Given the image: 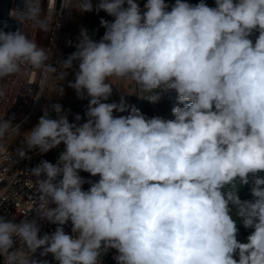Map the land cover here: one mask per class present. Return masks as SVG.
Segmentation results:
<instances>
[{"label": "clouds", "instance_id": "obj_1", "mask_svg": "<svg viewBox=\"0 0 264 264\" xmlns=\"http://www.w3.org/2000/svg\"><path fill=\"white\" fill-rule=\"evenodd\" d=\"M73 8L91 12L93 3L64 0L63 9ZM144 9L135 0H99L95 11L114 20L101 18L99 41L82 28L59 70L49 63L51 50L24 31L28 24L52 30L53 11L41 0L10 12L22 29H0V79L25 67L64 79L76 61L68 86L89 98L87 122L70 123L54 103L56 118L45 110L24 137L29 151L65 145L55 164L30 169L28 181L38 219L59 226L40 236L36 219L0 217L3 264H39L32 258L38 249L58 264H101L109 249L117 264H264V0H216L215 7L175 0L170 10L165 0H147ZM113 79L153 103L156 90H174V119L146 118L123 97L105 102ZM14 132L19 126L0 117V140ZM16 156L30 159L24 147ZM81 171L99 176L87 191ZM250 175L253 199L241 200L236 181L247 184ZM233 207L253 229L246 243L237 239ZM69 221L72 235L62 227Z\"/></svg>", "mask_w": 264, "mask_h": 264}, {"label": "built area", "instance_id": "obj_2", "mask_svg": "<svg viewBox=\"0 0 264 264\" xmlns=\"http://www.w3.org/2000/svg\"><path fill=\"white\" fill-rule=\"evenodd\" d=\"M99 0H92L93 11L80 12L69 9H63L64 0H41V6L46 11L51 9L53 11V24L52 30L44 33L40 29H34L30 24L26 25L24 31L33 39L38 46L50 49L52 58L49 63L54 67H59V61L67 59V57L76 51L75 45L78 40L75 39L73 31L70 30L69 24L72 19L90 28L91 34L89 35L94 40L99 41L105 33V28L101 26V18L113 21L114 17L109 16L103 10L98 13L95 11V6ZM136 3L144 11V5L147 0H135ZM191 5H197L201 2L207 4L209 7L216 6V0H184ZM165 3L171 6L175 0H165ZM23 7V0H13L10 12L13 9ZM11 19H14L10 16ZM15 20V19H14ZM17 21V20H16ZM21 25V24H20ZM58 25V26H57ZM22 29V25H21ZM74 61L73 63H75ZM53 73L44 74L42 71L34 70L28 67L22 69L19 74L0 79V91L4 95L0 96V117L4 116L5 120H10L13 126H19V132H14L7 135L3 140H0V145H3L5 151L0 152V217L6 220L19 223L21 220L36 219L40 228L39 235L43 236L45 233L52 234L59 226L48 222L47 220H40L33 207L38 203L37 193L34 188L28 186V181L33 179L29 171L36 167L41 161L47 160L55 164L58 160L59 154L64 150L65 145L58 149L50 150L49 154L40 153L36 151L27 154L30 159H19L16 156L18 149L15 144L17 136L26 128L36 117L44 100L46 99V92L49 85V80ZM43 87V93L40 94L38 100L34 99L37 93L40 92V87ZM134 92H137V87H134ZM160 99L157 102H150L146 100V113L147 118L159 116L166 120L174 119L172 108L179 106L177 100V93L174 90H156ZM174 92V93H173ZM168 98L167 113L165 114L160 108V102ZM138 96L136 108L141 112L143 111V100ZM73 106L76 112L82 117L84 123L87 122L85 115L89 98L81 99L74 91ZM79 175L84 179L85 183L82 185V190L87 191L92 183L99 180V176H91L87 172H79ZM54 207L55 205H50ZM33 209V210H32ZM65 233L72 235V224L67 222L62 226ZM20 242L17 240L14 243L15 248L19 247ZM43 249H38L33 254V259L37 260L39 264L47 261V264H58L52 254L41 256L40 253ZM115 249H109L101 257V264H117L113 259L117 255ZM0 264H3V258L0 257Z\"/></svg>", "mask_w": 264, "mask_h": 264}, {"label": "rangeland", "instance_id": "obj_3", "mask_svg": "<svg viewBox=\"0 0 264 264\" xmlns=\"http://www.w3.org/2000/svg\"><path fill=\"white\" fill-rule=\"evenodd\" d=\"M69 28L71 31H73L76 40L79 39L80 31L82 28L87 29L88 34L89 35L91 34L89 27L79 23L75 19L71 20V22L69 24ZM57 69L59 70V67ZM78 70H79L78 69V62H75V63H73L72 68L66 70L67 75L64 79L59 78V72L53 73V75L51 76V78L49 80V85H48V89L46 92V99L44 100L40 110L38 111V114L33 119V121L26 128H24V130H22V132L15 139V144H16L17 148L24 147L27 154H31V153H34L36 151H39L38 149H34V150H30V151L27 150L26 145L24 143V137L27 135V132H29L38 123L39 118L44 114L45 110H49V115L51 118H53V119L56 118V113L54 111L50 110V106L54 103H58L62 106L63 112H64V114L67 115V118H68L70 123L81 124V120L80 121L75 120V116L77 115V112H76L75 108H73L74 106L72 103V99H73V95H74L75 90L68 86V83L70 81L74 82L75 73ZM112 82L114 84L112 86L113 87L112 94L109 97L108 101H105V102H107V103L115 102V103L119 104L121 101V97H123L126 105L136 107L137 101H138V96L136 95L137 92H134L135 85L132 83H129L127 81H122V80L116 81L115 79H113ZM61 87H63V90H64V94L62 96L59 95ZM175 94H176V92H175ZM145 95H147V94H145ZM143 100H144L143 101V111L141 110V113L147 118L148 114L145 111V109L147 107L146 106V100L147 99L144 98ZM167 100H168V98H166L160 102V108L163 110V112L165 114L167 113L166 110L168 107ZM129 114H130V108H129V111H125V112L114 111V113H113V115L117 116V117L127 116ZM63 145L64 144L61 143L57 148L62 147ZM240 188L241 187L239 185H236V191H237V194L241 200H252L253 199V197L246 198V195L244 194L243 191H240V190H242ZM251 188H252V182L250 183V190H251ZM224 190L227 191L230 189L226 188ZM232 215H233V219H235L237 222V227L239 228V233H238L237 239L242 243H246L247 237H248V235L251 234L253 229H246L243 226L241 218L235 215V208L234 207H233Z\"/></svg>", "mask_w": 264, "mask_h": 264}, {"label": "water", "instance_id": "obj_4", "mask_svg": "<svg viewBox=\"0 0 264 264\" xmlns=\"http://www.w3.org/2000/svg\"><path fill=\"white\" fill-rule=\"evenodd\" d=\"M13 0H0V29L9 32L21 29L18 21L9 17Z\"/></svg>", "mask_w": 264, "mask_h": 264}, {"label": "trees", "instance_id": "obj_5", "mask_svg": "<svg viewBox=\"0 0 264 264\" xmlns=\"http://www.w3.org/2000/svg\"><path fill=\"white\" fill-rule=\"evenodd\" d=\"M256 36H258V33H253L252 36L250 37L253 40V42L255 41ZM82 123H84V121H83V119L81 117V124ZM59 148H61V147H59ZM54 149H58V148H54ZM49 152L50 151L46 152V154H49ZM259 175L262 176V177H264V172L259 173ZM251 182H252L251 175L249 176V182L247 184H241L238 179L236 181V185H239L241 187L240 189H242V190H240V191H243L244 192V194L246 195V198H251L252 197L251 190H250V183Z\"/></svg>", "mask_w": 264, "mask_h": 264}]
</instances>
